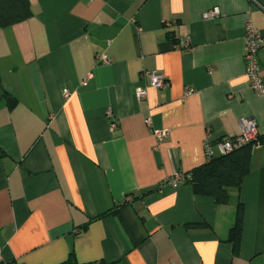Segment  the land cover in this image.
<instances>
[{
  "label": "crops",
  "instance_id": "obj_1",
  "mask_svg": "<svg viewBox=\"0 0 264 264\" xmlns=\"http://www.w3.org/2000/svg\"><path fill=\"white\" fill-rule=\"evenodd\" d=\"M29 2V18L0 27V261L264 264V95L244 61L250 25L264 84V0ZM148 72L167 85L138 100ZM244 118L262 142L227 202L167 181ZM115 205L119 217L95 218Z\"/></svg>",
  "mask_w": 264,
  "mask_h": 264
},
{
  "label": "trees",
  "instance_id": "obj_2",
  "mask_svg": "<svg viewBox=\"0 0 264 264\" xmlns=\"http://www.w3.org/2000/svg\"><path fill=\"white\" fill-rule=\"evenodd\" d=\"M32 15L29 0H0V27L9 26ZM8 101L15 103V99L6 93ZM12 98V99H11ZM234 136H230L231 138ZM225 139V138H224ZM221 139V140H224ZM210 141L214 146L218 141ZM261 143L262 137L249 141L231 151L213 156H206L205 162L189 171L181 172L184 175L182 184L189 185L192 191L198 195L211 197L216 203H225L229 198L230 188H240L243 178L249 173L251 151L255 143ZM167 182V181H165ZM120 205H115L97 217L109 214H117L119 217ZM244 207L241 202L236 206L235 220L232 224L228 240L232 243L233 251H237L240 243V235L243 223ZM0 264H13L1 262ZM59 264H107L101 260L80 263L72 254Z\"/></svg>",
  "mask_w": 264,
  "mask_h": 264
},
{
  "label": "built area",
  "instance_id": "obj_3",
  "mask_svg": "<svg viewBox=\"0 0 264 264\" xmlns=\"http://www.w3.org/2000/svg\"><path fill=\"white\" fill-rule=\"evenodd\" d=\"M219 14V9L213 7L212 9L204 13L205 18H213ZM262 43V38L250 25L246 28L245 33V52H244V61H245V76L248 80L249 86L251 89L258 95H264V84L259 74L260 67L257 57V52ZM108 58H103V62H107ZM148 84L139 85L135 88V96L138 100H143L146 97L147 86L161 88L167 85V81L161 73L148 72ZM68 91L63 90V95L68 96ZM146 124L150 126V120H145ZM241 132L231 138L226 137L224 140L218 141L214 146H216L220 154L227 153L233 148L239 147L249 141L256 140L258 138L257 124L253 118H244L240 122ZM152 134L157 141H161L168 135L167 129H152ZM259 144L258 142L255 145ZM204 150L206 156H213V146L210 143V140L206 139L204 143ZM184 175L181 172H175L170 180H167L173 185L182 183L184 181Z\"/></svg>",
  "mask_w": 264,
  "mask_h": 264
}]
</instances>
